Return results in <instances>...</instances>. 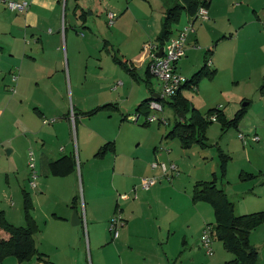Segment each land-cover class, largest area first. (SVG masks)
<instances>
[{
  "label": "crops",
  "instance_id": "0c3cea01",
  "mask_svg": "<svg viewBox=\"0 0 264 264\" xmlns=\"http://www.w3.org/2000/svg\"><path fill=\"white\" fill-rule=\"evenodd\" d=\"M6 1H27L29 6L22 12L8 10ZM178 2L181 0H163V18L167 8ZM114 3L113 0H0V146L9 145V153L16 154L14 159L9 158V171L16 177L20 176L23 204L24 191L31 196L32 214L39 227L34 236L36 246L52 264H170L176 251L185 248L196 251L195 245L199 240L193 241L194 235L189 233L194 221L189 218L181 224L182 215L171 204L174 194H184L188 198V213L190 210L197 212V233L213 223L210 222L212 210L206 203L193 200L190 194L193 188L184 192L179 188L177 182L180 175H177L183 158L178 159L179 163L165 161L175 162L178 166V171L171 172L172 177L168 179L163 177L159 168H152L149 162L136 164L130 159L125 150L123 152L117 130L108 124L98 126L95 123L93 116L98 111L111 113V110H120L121 96L116 89L123 84L121 90L127 91L124 81L117 80L113 86L114 78L91 75L89 62L92 59L86 62L85 67L82 66L84 59H64L62 46L65 43L70 57L73 43L86 42L80 39L78 29L86 30L87 36L84 37H103L99 23L106 15L108 25L110 9H121ZM243 7L240 6L236 19L224 27L219 21L222 20L221 12L210 0L209 19L195 22V30L187 39L186 59L183 57L176 65L180 74L184 72L187 78H191L206 59L209 68L220 69L219 56L215 55L212 47L208 48L212 49L210 53H206L208 49L205 51L204 62H195L196 47L202 39L203 30L212 35L214 43L221 37L223 40L233 38L232 33L227 34L228 30L237 29L240 34L242 30L264 26V10H250V15L244 16ZM199 21L200 26L196 25ZM114 25L119 26L116 18L114 24L108 27ZM217 28H221L223 34H216ZM182 29H177L171 37ZM247 59L259 58L249 56ZM149 62L150 54L145 62L144 79L139 77L145 85L141 94L143 98L136 106L137 113L142 101L159 95L161 91L160 87L159 93L156 92L151 76L149 83L146 81ZM193 67L196 68L189 73ZM12 72L18 74L16 82L12 81ZM131 74L133 79L138 78L134 70ZM97 82H100L99 88H94ZM12 86H15V92L11 91ZM198 88L191 90L196 92ZM261 93L264 94L262 90ZM245 102L248 106L251 104V100ZM104 104L112 106L91 113ZM128 117L124 114L122 119L126 121ZM46 119L49 120L47 123L44 122ZM255 130V135H259L261 140L264 118ZM106 143H113L114 147L108 148L103 155L98 154ZM31 148L36 156L38 179L36 187L30 191L24 187L30 180L27 160ZM258 167L264 171L261 166ZM146 176L158 179L148 190L139 186L141 178ZM81 192L83 211L80 207ZM124 193L127 198L120 197ZM167 193L172 196L163 200ZM74 210L81 219L78 225L71 222ZM4 213L11 223L24 225L21 216ZM116 214H120L124 221L117 238L110 230V220ZM213 245L221 254L217 264L232 258L231 252L224 246L221 251L215 241ZM154 251L158 252L157 258L152 257ZM161 252L165 257H160ZM210 256H214V247ZM51 263L37 257L20 262L13 256L0 262Z\"/></svg>",
  "mask_w": 264,
  "mask_h": 264
},
{
  "label": "rangeland",
  "instance_id": "374dc122",
  "mask_svg": "<svg viewBox=\"0 0 264 264\" xmlns=\"http://www.w3.org/2000/svg\"><path fill=\"white\" fill-rule=\"evenodd\" d=\"M113 1L117 8H121L120 11L110 9L116 14L118 12L116 16V22H119L118 27L114 25L109 28L105 15L103 22L99 23L103 37L100 39L84 37L87 36L86 30L81 28L78 29V35L80 39L86 40L85 43L82 42L83 40L73 43V52L71 51L70 57L67 55L66 43L62 46L64 59H84L82 62L84 67L86 62L92 59L89 62L91 75L112 77L114 78L111 83L113 86L117 80L124 81L126 85L127 91L121 90L123 84L118 90L116 89L117 94L121 96L120 110H111V113L98 111L93 116L95 123L98 126L108 124L113 130H117L120 141H122L123 152L125 150L136 164L149 162L151 165L157 161L169 160L179 163L178 159L183 158V164L179 163L180 173L177 175H180L177 183L182 192L189 190L190 187L193 188L195 183L193 178L210 180L216 174L218 186L223 188L230 200L234 202L236 214L264 210V171L262 172L258 167L261 166L264 169V135H261L262 139L258 142L251 141V137L255 135V129L264 118V94L260 90L261 84H264V26L249 28L252 29L250 31L242 30L240 34L237 29L228 30L227 34L232 33L234 37L224 40L221 37L214 41V43L218 41L216 45L212 41V35L203 30L202 39L197 43L198 52L195 55L197 57L195 62H204L205 51L212 47L215 55L219 56L220 69L216 70L212 78L203 76L198 84V91L184 89L183 96L190 105L193 104L201 113L203 112L204 116L207 115L210 108L216 107L223 110L228 119L235 117L245 100L249 102L251 100V104L247 107V113L240 119L237 128L230 127L223 130L222 124L219 121H214L207 129L210 146L202 148L195 144L189 149H184L178 138L168 139L165 137V134L173 128L178 120H183V116L178 114L170 104L172 97H167L163 101V111H151V114L156 113L157 116L168 119V124L158 121L144 124L145 114H141L137 122L133 120L137 114L136 106L141 100L142 89L145 85L140 82L139 77L144 79L145 62L150 54L146 45L159 42L158 36L162 30L163 0ZM213 3L221 12L222 20L219 21L223 23L224 27L236 19L240 6H244V16L250 15V10L257 12L264 10V0H213ZM251 14L255 15V12ZM87 17L90 18L89 15ZM262 18L264 19V16ZM68 19L70 20L71 17ZM188 20V14L184 11L179 21L172 25L173 33L177 29L186 27L189 24ZM200 24L199 21L196 25L200 26ZM63 30H65V25ZM221 32H223L222 29L217 28L216 34H223ZM249 56L259 59H247ZM131 68L137 72V79H133V75L129 71ZM195 68H191L189 73L193 72ZM182 74L187 78V74L184 72ZM151 80L156 92L159 93L161 87L159 80L155 77H152ZM99 83L97 82L94 88H99ZM124 114L129 116L126 121L122 119ZM189 116L190 113H187L186 119ZM240 131L248 136V144H244L239 138ZM9 149H11L9 145L4 148L0 146V211L4 210L11 216L14 213L21 216L22 222L25 224L21 191L23 187L20 185V176L16 177V174L12 175L9 171V162H11L9 158L14 159L16 154L11 155ZM221 152L230 156L226 162L224 176H222ZM77 162L81 173L78 156ZM243 171L256 174V177L244 180ZM167 181L170 180L167 179ZM24 188L32 190L28 183ZM190 194L192 196V192ZM80 196V207L83 211L82 192ZM171 196L167 193L163 196V200H168ZM205 203L212 210L210 222L214 223V209L209 203ZM171 204L182 215L181 224L192 218L194 223L189 233L190 236L193 233V241L199 240V242L195 245L196 251L191 252L190 248L176 251L177 253L170 264H217L221 260V254L213 245L214 256L212 257L201 245V237L208 225L203 230L201 229L202 233L201 231L197 233V212L190 210L188 213V198L184 194L183 196L174 194ZM15 224L20 225L21 223ZM213 235L214 241L222 251L223 243L216 238L215 232ZM250 242L259 249L260 264H264V224L251 232ZM157 255L158 252L154 251L152 257L157 258ZM231 256L233 258L232 253ZM160 257H165L163 252ZM210 259L213 261L209 262Z\"/></svg>",
  "mask_w": 264,
  "mask_h": 264
},
{
  "label": "trees",
  "instance_id": "16d2710c",
  "mask_svg": "<svg viewBox=\"0 0 264 264\" xmlns=\"http://www.w3.org/2000/svg\"><path fill=\"white\" fill-rule=\"evenodd\" d=\"M209 5L210 0H181V2L167 8L162 21V30L158 36L159 46L165 45L167 40L174 34L172 25L179 21L184 11L192 16L198 11L200 6L208 8ZM211 51L212 49H208L206 53H210ZM129 71L133 73L132 69H129ZM215 73L216 69L209 68L208 60L206 59L205 64L191 78H186L187 82L177 94L172 96V100L170 101L171 106L178 114L181 115L183 112V120H178L173 128L167 132L166 137L172 139L178 138L186 149L195 144L200 145L202 148L210 146L207 129L214 122V120L209 118L210 115L215 113L217 115L215 121H219L222 124V129L226 130L230 127L237 128L240 119L247 111L248 105L243 106L236 112L235 117L228 119L220 108H211L208 110L207 115L204 116L193 104L190 105L183 96V90L197 87L203 76L212 78ZM150 76L151 74L148 70L146 75L148 83ZM261 90L264 92V85L261 87ZM154 98L153 95L142 101L138 106V113L136 115L139 117L141 114L148 115L150 113L149 102ZM110 106L112 104H104L91 111V113L100 109H107ZM187 113H190L188 119H186ZM113 147V143H106L98 154L103 155L108 148L112 149ZM220 158L222 176H224L226 162L230 156L221 152ZM243 177L244 180H248L255 178L256 174L244 172ZM192 198L194 201L207 202L214 209L215 222L209 225L213 227L216 238L223 243L225 249L233 254V258L226 260L223 264H260L259 249L250 242V234L253 230L264 224V210L241 215L236 214L234 202L230 200L226 191L218 186L216 174H214L213 179L196 181L193 187ZM32 209L31 196L27 191H24L23 212L26 222L24 225L11 223L5 213L3 211L0 212V262L9 256H13L20 262L37 257L39 260L51 263L46 255L40 252L36 246L34 236L38 232L39 227L32 214Z\"/></svg>",
  "mask_w": 264,
  "mask_h": 264
},
{
  "label": "built area",
  "instance_id": "2783aa9c",
  "mask_svg": "<svg viewBox=\"0 0 264 264\" xmlns=\"http://www.w3.org/2000/svg\"><path fill=\"white\" fill-rule=\"evenodd\" d=\"M9 9L13 11H25L29 3L27 1H6ZM116 15L114 12L108 13V25H113L115 22ZM209 19V12L206 6H200L198 11L190 16L189 24L180 30L175 36L171 37L169 41L163 46V53L159 57L158 52L160 50V46L157 43H149L146 45V48L150 51V62L148 64V69L152 77H155L159 80L161 84V91L159 94V99H152L149 102L150 113L146 115L144 123L152 124L155 122L168 124V119L164 117L157 116L156 113H152L151 111H163L164 103L163 101L167 97H172L177 94L181 87L187 82L185 76L180 74L177 69V63L185 56L186 54V44L187 39L190 33L194 32V24L196 21H206ZM18 79V74L16 72H12V81L16 82ZM11 91L15 92V86L11 87ZM139 116L136 115L134 117V121L137 122L139 120ZM212 120L217 119V115L214 113L209 117ZM52 120V119H51ZM49 120H44L47 123ZM239 138L243 141L244 144H248V136L243 132L238 133ZM251 140L254 142H258L260 140L259 135H254L251 137ZM27 166L30 171V180L29 185L33 188L36 187V182L38 179V173L36 170V156L34 150L30 149L28 152V160ZM152 168H159L163 177H167L170 179L171 172H177L178 166L175 162H165V161H157L152 163ZM158 182L157 177L155 176H146L142 177L139 183V186L142 189L148 190L154 184ZM136 188H134L135 191ZM121 198H127V194H120ZM137 197V195L135 196ZM124 224L123 218L120 214L114 215L110 220V230L113 233L114 237L117 238L119 235V229ZM214 230L211 225H208L203 232L201 237V241L203 246L205 247L207 253L209 255L213 254V241H214Z\"/></svg>",
  "mask_w": 264,
  "mask_h": 264
},
{
  "label": "water",
  "instance_id": "95a60500",
  "mask_svg": "<svg viewBox=\"0 0 264 264\" xmlns=\"http://www.w3.org/2000/svg\"><path fill=\"white\" fill-rule=\"evenodd\" d=\"M162 53H163V47H160V50L158 52V56L160 57L162 55ZM154 97H155L154 99H159V95L158 94L154 95ZM247 104H248V102H244L243 103L244 106L247 105ZM181 116H183V113H181ZM80 221H81V219H80L77 211L74 210L73 214H72V218H71L72 224L78 225V224H80Z\"/></svg>",
  "mask_w": 264,
  "mask_h": 264
}]
</instances>
